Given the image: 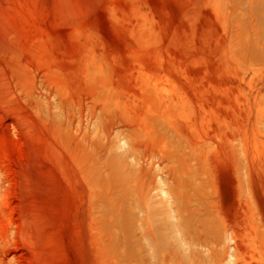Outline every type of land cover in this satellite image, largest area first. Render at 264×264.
<instances>
[{
    "label": "rangeland",
    "instance_id": "1",
    "mask_svg": "<svg viewBox=\"0 0 264 264\" xmlns=\"http://www.w3.org/2000/svg\"><path fill=\"white\" fill-rule=\"evenodd\" d=\"M0 264H264V0H0Z\"/></svg>",
    "mask_w": 264,
    "mask_h": 264
}]
</instances>
